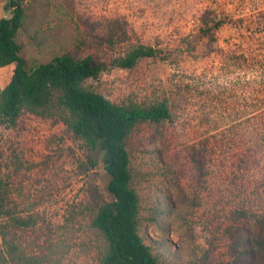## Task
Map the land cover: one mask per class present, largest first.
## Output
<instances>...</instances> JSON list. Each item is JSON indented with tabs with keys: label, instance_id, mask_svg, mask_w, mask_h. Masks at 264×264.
Listing matches in <instances>:
<instances>
[{
	"label": "rangeland",
	"instance_id": "obj_1",
	"mask_svg": "<svg viewBox=\"0 0 264 264\" xmlns=\"http://www.w3.org/2000/svg\"><path fill=\"white\" fill-rule=\"evenodd\" d=\"M0 0V19L10 17ZM16 40L29 68L69 53L101 72L87 89L117 104L167 100L171 118L127 140L138 230L163 264H264V0H27ZM217 23L220 26L217 27ZM204 28H211L205 33ZM140 45L158 55L114 61ZM15 65L0 67V93ZM60 116H0V264H103L94 225L113 199L101 155ZM21 264V263H19Z\"/></svg>",
	"mask_w": 264,
	"mask_h": 264
},
{
	"label": "trees",
	"instance_id": "obj_2",
	"mask_svg": "<svg viewBox=\"0 0 264 264\" xmlns=\"http://www.w3.org/2000/svg\"><path fill=\"white\" fill-rule=\"evenodd\" d=\"M6 8L12 10L10 17L0 19V67L14 64L9 83L0 93V116L16 123L22 111L43 117L60 116L68 128L83 138L101 161L109 181L108 191L113 199L97 212L94 225L102 232L107 242L103 264H163L153 254L138 230L140 199L131 186V158L127 140L132 130L140 123H161L171 118L167 100L150 105L135 103L117 104L103 94L87 89L84 82L97 76L102 65L88 56L76 58L65 53L55 56L34 68L27 66L21 56V46L16 40L26 17L27 0H6ZM217 27L220 23L216 24ZM205 33L211 28H204ZM153 46L140 45L130 50L114 63L121 68H132L144 57L158 55ZM9 193L0 179V212L6 213L11 226H28L30 220L12 215ZM11 262L14 264H39L33 260L18 258L16 245L6 238ZM264 258V239L259 241Z\"/></svg>",
	"mask_w": 264,
	"mask_h": 264
}]
</instances>
